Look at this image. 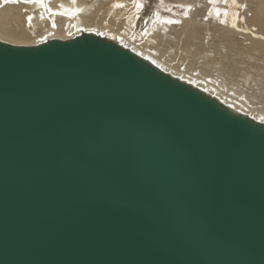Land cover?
<instances>
[{
    "label": "water",
    "instance_id": "95a60500",
    "mask_svg": "<svg viewBox=\"0 0 264 264\" xmlns=\"http://www.w3.org/2000/svg\"><path fill=\"white\" fill-rule=\"evenodd\" d=\"M0 264H264V124L104 37L0 40Z\"/></svg>",
    "mask_w": 264,
    "mask_h": 264
},
{
    "label": "bare ground",
    "instance_id": "6f19581e",
    "mask_svg": "<svg viewBox=\"0 0 264 264\" xmlns=\"http://www.w3.org/2000/svg\"><path fill=\"white\" fill-rule=\"evenodd\" d=\"M97 1L98 0H96V2ZM110 2H113V0ZM254 2L258 10L263 11V5L262 9L259 6L261 0H254ZM95 4L96 3L89 4L87 1L85 2V0H0V40L15 45H38L52 39H72L84 33L104 37L131 50L133 53L155 65L161 71L189 84L209 97L216 99L229 111L264 124V87L263 90L259 87L260 80L253 79V77L256 78V76L248 70L241 71L242 76L238 78V76L235 75L236 68L232 67L230 63L231 57L234 55L251 57L250 53L244 55V52L235 49L233 45H235L234 43L236 41L232 43L223 38V40L220 41L223 42L221 46L224 47V50L226 49L225 51L228 54V57H224V59L228 61V63L225 64L224 59L217 58L218 56H208V52L193 45L194 43L188 39V41L182 40L183 42H180L181 39L175 37L173 40L177 41L176 48L170 49L171 39L170 41H166L163 38H159L160 35L150 38L147 36V32L146 34L142 32L140 33L141 35L138 36L139 38H130V36L121 30L117 31L110 26L108 27L104 25L103 22L97 21V18L95 20L94 17L98 13L94 14L91 9H103L101 8L103 5L95 9ZM184 4H186V2ZM140 6L141 4H139V7ZM107 10L105 9V11ZM115 11H117V9ZM90 15H92V18L89 17ZM117 15L121 16L119 13H117ZM230 17L233 18L232 13H230ZM130 19L127 21L131 22ZM62 21L63 24L61 23ZM182 21L185 25L183 28L184 30L185 27H188L194 31L195 26H197L194 22L189 21V19H183ZM234 23L236 24L235 21L232 24ZM168 27L170 26L168 25ZM218 29L224 33L235 34L237 32L227 26H220ZM236 34L239 33L237 32ZM253 34L255 35L254 37L250 35V39L255 44L253 50L261 54L264 53V34L262 32H254ZM199 60H206L205 63H202L204 68H201ZM251 82L255 83L252 84ZM256 84L258 86H256Z\"/></svg>",
    "mask_w": 264,
    "mask_h": 264
},
{
    "label": "rangeland",
    "instance_id": "374dc122",
    "mask_svg": "<svg viewBox=\"0 0 264 264\" xmlns=\"http://www.w3.org/2000/svg\"><path fill=\"white\" fill-rule=\"evenodd\" d=\"M86 1L89 4L96 3L94 7L95 9H98V7H101L103 5L101 7L103 9L99 8L101 11L99 9H91L94 14L98 13L94 17L95 20L97 18V21L103 22L104 25L108 27L110 26L117 31L121 30L122 32L130 36V38L133 37V39H136V37L139 38L138 36L141 35L140 33L142 32L145 34L147 32V36L150 38L160 35L159 38H163L166 41H170L171 39V45L169 47L170 49L176 48L177 41H174L173 39L175 37H178L181 39L180 42L186 41L187 39L191 40L194 43L193 45H196L201 50L208 52V56H218L217 58L224 59L225 56L228 57V54L225 51L226 49L224 50V47L221 46L223 42L220 41H222L223 39L232 43L236 41L234 43L235 45H233L235 46V49H238L239 51L241 50L245 53L244 55L250 53L251 57L236 55L231 57L230 63L232 67L236 68L235 75L240 78L242 76L241 71L248 70L250 73L256 76V78L253 77V79L260 80L259 87L263 90L264 53L261 54L258 51L253 50V46L255 44L250 39V35L254 37V32H262L264 34V8L262 9V5L264 7V0H261V3H259L260 5L258 4L263 11L258 10L254 0H192V2L191 0H119V2L118 0H113V2H110L111 0H98L97 2L96 0H90L91 2L89 0H85V2ZM185 2L186 4H184ZM2 3L5 4L4 2ZM139 4H141L140 7ZM114 5L116 8L114 7ZM105 9L108 10L105 11ZM116 9L117 11H115ZM117 13H119L121 16L117 15ZM230 13L233 14V18L230 17ZM100 16L102 19L100 18ZM89 17L92 18V15H90ZM128 19H130L131 22L127 21ZM183 19H189V21L194 22L197 25H194V31L189 29L188 27H185V30L183 29L185 26L182 21ZM234 21L236 22V24H232ZM61 23L63 24V21ZM167 24L170 27H168ZM220 26H227L229 28H232L239 34H236L237 32L235 34L224 33L220 29H218ZM128 30L130 31V33ZM189 36L192 38H190ZM226 37L228 38V40ZM244 50L247 51L245 52ZM224 60V63L227 64L228 61L226 59ZM205 61L199 60V63H201V68H204L202 63H205ZM251 83L253 84L255 82ZM256 86L258 85L256 84Z\"/></svg>",
    "mask_w": 264,
    "mask_h": 264
}]
</instances>
